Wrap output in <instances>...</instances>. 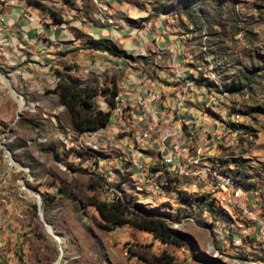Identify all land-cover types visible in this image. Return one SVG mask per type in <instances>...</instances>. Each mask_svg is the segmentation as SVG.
<instances>
[{"label":"rangeland","instance_id":"374dc122","mask_svg":"<svg viewBox=\"0 0 264 264\" xmlns=\"http://www.w3.org/2000/svg\"><path fill=\"white\" fill-rule=\"evenodd\" d=\"M135 1L165 16L181 48L174 58L147 51L141 67L160 85L141 99L152 103H120L101 138L72 131L44 79H79L74 71L45 73V58L0 53V264H144L135 252H165L178 264H264V0ZM180 68L181 82L171 76ZM186 82L193 86L180 100ZM169 157L181 163L178 174L165 166ZM187 168L199 176L179 177ZM225 177L243 191L247 212L220 188ZM119 196L163 211L190 248L127 225L99 228L87 199Z\"/></svg>","mask_w":264,"mask_h":264},{"label":"crops","instance_id":"0c3cea01","mask_svg":"<svg viewBox=\"0 0 264 264\" xmlns=\"http://www.w3.org/2000/svg\"><path fill=\"white\" fill-rule=\"evenodd\" d=\"M144 7L149 6L135 0H4L0 7V53L45 58L43 72L47 73L51 65L62 68V72L69 75L74 71L72 76L84 84L109 86L110 81L116 79L119 90L116 107H122L120 103L124 101L129 105L139 100L143 102V90H156L160 85H154L153 76H147L141 67L148 57L147 51L157 54L165 49L173 53L174 58L181 48L176 39L178 35L171 36L170 29L162 21L165 16H154ZM88 41L109 42L125 53L124 58L111 59L113 56L106 52L91 50L87 48ZM132 58L138 63H130L128 60ZM32 66H29L30 71H33ZM158 68L156 78L165 71ZM182 69L185 68L171 72L175 79L179 75L176 79L179 82L187 77ZM110 73L115 75L106 79L104 75ZM48 75L44 79L54 87L56 76ZM190 84L181 85L180 100H184L187 89L193 86ZM168 89L172 88H165ZM96 101L102 110H107L101 97ZM123 112V108L117 109V117L124 115ZM178 153L185 154L186 150ZM164 164L170 169L181 165L172 163L170 157Z\"/></svg>","mask_w":264,"mask_h":264},{"label":"trees","instance_id":"16d2710c","mask_svg":"<svg viewBox=\"0 0 264 264\" xmlns=\"http://www.w3.org/2000/svg\"><path fill=\"white\" fill-rule=\"evenodd\" d=\"M87 48L106 52L115 58H124V52L118 51L113 45L105 41H88ZM57 83L50 91L56 95L69 115L70 128L77 135L95 133L108 126L111 110L115 108V98L119 94L117 83L112 80L109 86L84 84L80 79L64 76L57 72ZM101 97L107 110H102L96 98ZM94 188V185H90ZM87 206H93L98 212L103 230H115L122 226H130L147 232L162 244L175 247L190 248L186 236L174 232L167 223V215L155 207H145L141 203H134L116 197L107 202L95 198H88ZM144 264H178L169 254L162 252L159 255L145 252L132 253Z\"/></svg>","mask_w":264,"mask_h":264},{"label":"bare ground","instance_id":"6f19581e","mask_svg":"<svg viewBox=\"0 0 264 264\" xmlns=\"http://www.w3.org/2000/svg\"><path fill=\"white\" fill-rule=\"evenodd\" d=\"M4 3V0H0V7L2 6V4ZM187 84V83H186ZM190 85H193V82H191V84ZM189 85V86H190ZM185 89V88H184ZM183 94V93H182ZM181 94V95H182ZM151 96V95H150ZM153 97V96H152ZM153 99V98H152ZM148 101V100H147ZM22 104L23 103H21V106H22ZM102 134L103 133H96L95 134V136H97V137H99V138H101V136H102ZM216 135V134H215ZM96 138V137H95ZM99 138H96V140H98ZM223 140H224V138H223ZM142 167V166H141ZM178 167H181V166H179V165H177V167H175L176 168V171L177 172H173V170H175V168H173L172 170L170 169V171H172V174L174 173V174H178V172H179V170H178ZM182 168V167H181ZM180 169V168H179ZM149 171V170H148ZM157 171V170H156ZM144 172V171H143ZM181 173H185V171H181ZM166 174H168V173H166L165 171H164V173L162 172V173H160V171H158L157 172V174H156V176H159V178H160V176H162V178H160L159 180H161L160 181V183H163V182H165L166 184H167V182H168V176L169 175H166ZM173 174V175H174ZM165 178V179H164ZM149 179H154V177H152V178H149ZM222 179V178H221ZM223 180V183H225L228 187H230V194L232 195V197H233V199H234V201H239L238 200V197H239V195L241 194V196H243V191L240 189V188H237L236 186H234L235 184H234V182L231 180V179H228V178H223L222 179ZM148 182V181H147ZM153 185V187H155L156 189L155 190H160L159 188H157V186H155L156 184L154 183V184H152ZM162 188V187H161ZM157 192V191H156ZM251 220H253V221H257L258 219H256V218H250ZM56 236H57V238H58V241H59V244H61V246L64 248V244H65V240L63 239V237L61 236V235H58V234H56Z\"/></svg>","mask_w":264,"mask_h":264},{"label":"built area","instance_id":"2783aa9c","mask_svg":"<svg viewBox=\"0 0 264 264\" xmlns=\"http://www.w3.org/2000/svg\"><path fill=\"white\" fill-rule=\"evenodd\" d=\"M120 61V60H119ZM148 94V93H146ZM150 94V93H149ZM152 94V93H151ZM156 99V94H153V101ZM115 102L116 105L117 103L119 104V94L117 95V97L115 98ZM152 102H139L136 101L135 105H137V107L141 108V106H148L149 104H151ZM116 107V106H115ZM149 110V109H148ZM152 114H156L154 111L152 112ZM156 118V116H155ZM104 129H101L99 131H97L96 133H104ZM95 134V133H94ZM167 163H168V159H167ZM194 162H192L191 164L193 165ZM141 165L142 163L136 158V156H134V166L137 167V169L139 170V174H141ZM184 175H194L195 178L198 177V173H191V169L187 168V171L185 173H180L179 177H183ZM146 184V183H145ZM149 185V184H148ZM220 188L222 189V191L227 192L230 190V187H228L225 183H222V185L220 186ZM239 203H241V206L244 208L245 212L246 211V206L244 204V202L242 201V196L241 194L238 197ZM249 218H256V216H254L252 213H248ZM257 219V218H256ZM262 233H264V231L262 230Z\"/></svg>","mask_w":264,"mask_h":264}]
</instances>
